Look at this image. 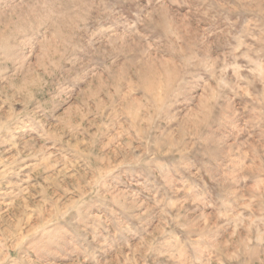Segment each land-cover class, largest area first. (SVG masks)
<instances>
[{"label":"rangeland","instance_id":"rangeland-1","mask_svg":"<svg viewBox=\"0 0 264 264\" xmlns=\"http://www.w3.org/2000/svg\"><path fill=\"white\" fill-rule=\"evenodd\" d=\"M0 264H264V0H0Z\"/></svg>","mask_w":264,"mask_h":264}]
</instances>
